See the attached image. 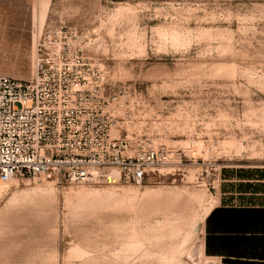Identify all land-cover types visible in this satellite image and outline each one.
Masks as SVG:
<instances>
[{
	"label": "rangeland",
	"instance_id": "obj_1",
	"mask_svg": "<svg viewBox=\"0 0 264 264\" xmlns=\"http://www.w3.org/2000/svg\"><path fill=\"white\" fill-rule=\"evenodd\" d=\"M56 27L116 96L112 134L170 164L142 184L0 177V264H175L158 193L264 166V0H0V74L31 80Z\"/></svg>",
	"mask_w": 264,
	"mask_h": 264
},
{
	"label": "built area",
	"instance_id": "obj_2",
	"mask_svg": "<svg viewBox=\"0 0 264 264\" xmlns=\"http://www.w3.org/2000/svg\"><path fill=\"white\" fill-rule=\"evenodd\" d=\"M51 30L55 41L39 40L31 80L0 74V177L142 184L170 162L169 151L112 134L116 96L107 99L104 83L74 58L68 46L76 34Z\"/></svg>",
	"mask_w": 264,
	"mask_h": 264
},
{
	"label": "crops",
	"instance_id": "obj_3",
	"mask_svg": "<svg viewBox=\"0 0 264 264\" xmlns=\"http://www.w3.org/2000/svg\"><path fill=\"white\" fill-rule=\"evenodd\" d=\"M212 188L158 193L166 210V258L175 264H264V166L223 165ZM153 197L147 192L142 198L149 212Z\"/></svg>",
	"mask_w": 264,
	"mask_h": 264
}]
</instances>
